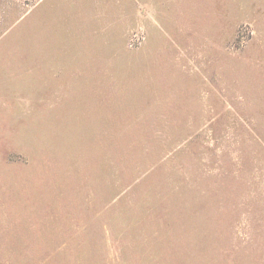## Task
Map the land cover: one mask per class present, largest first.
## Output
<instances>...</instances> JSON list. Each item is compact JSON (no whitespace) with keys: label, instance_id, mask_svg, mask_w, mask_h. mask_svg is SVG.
I'll return each mask as SVG.
<instances>
[{"label":"rangeland","instance_id":"1","mask_svg":"<svg viewBox=\"0 0 264 264\" xmlns=\"http://www.w3.org/2000/svg\"><path fill=\"white\" fill-rule=\"evenodd\" d=\"M0 264H264V0H0Z\"/></svg>","mask_w":264,"mask_h":264}]
</instances>
